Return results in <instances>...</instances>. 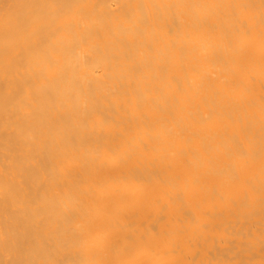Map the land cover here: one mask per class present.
<instances>
[{
    "label": "bare ground",
    "instance_id": "1",
    "mask_svg": "<svg viewBox=\"0 0 264 264\" xmlns=\"http://www.w3.org/2000/svg\"><path fill=\"white\" fill-rule=\"evenodd\" d=\"M0 264H264V0H0Z\"/></svg>",
    "mask_w": 264,
    "mask_h": 264
}]
</instances>
